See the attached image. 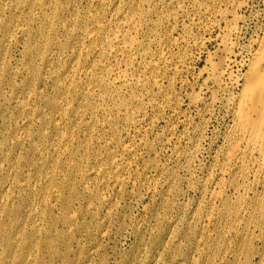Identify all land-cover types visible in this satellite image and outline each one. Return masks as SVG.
Listing matches in <instances>:
<instances>
[{
    "label": "rangeland",
    "instance_id": "rangeland-1",
    "mask_svg": "<svg viewBox=\"0 0 264 264\" xmlns=\"http://www.w3.org/2000/svg\"><path fill=\"white\" fill-rule=\"evenodd\" d=\"M33 1L44 2L0 0V264H264V225L253 228L252 224L248 234L237 228L242 215L221 218L222 206L212 200L231 131L227 101L231 91L214 92L204 69L210 57L217 61L220 56L218 36L223 23L219 13L234 0H155L158 16L153 19L161 24L158 35L166 40L163 51L170 60L163 89L149 88L150 104L154 101L159 110L147 101L133 108L136 122L149 119L143 132L129 130L121 113L107 117L97 113L99 124L104 118L113 119L114 135L106 124L93 127L84 111V98L76 94H70L66 103L73 111L66 125L55 109L61 78L56 79L57 75L63 76L70 67L78 72L84 67L83 54L78 60L74 55L83 40L72 34L71 21L79 17L82 31L91 30V17L108 8L112 0L88 4L86 0H58V7L66 12L54 17L48 34L60 46L35 52L31 74L26 50L38 49L40 21L51 15L53 6L47 3L44 12L31 11ZM237 1L242 3L238 13L243 17L239 40L247 44L263 0ZM32 15L38 19L33 21ZM8 25L13 27L11 37L4 32ZM26 25H31V35L20 30ZM150 48L153 53L160 50L156 44ZM76 82H81L78 76ZM67 137L69 153L53 151ZM131 140L133 151L128 155L122 146ZM48 176H53L51 182ZM227 196L238 207L235 192L228 190ZM12 207L19 210L15 217L7 212ZM244 242L250 243L249 254Z\"/></svg>",
    "mask_w": 264,
    "mask_h": 264
},
{
    "label": "bare ground",
    "instance_id": "bare-ground-1",
    "mask_svg": "<svg viewBox=\"0 0 264 264\" xmlns=\"http://www.w3.org/2000/svg\"><path fill=\"white\" fill-rule=\"evenodd\" d=\"M90 2L91 0H86L87 4ZM154 2L155 0H112L108 8L101 10L98 14L91 17L89 22L90 24H92L93 27L89 31H82V29L80 28L81 27L80 23H82V20L79 17L71 21V25L73 26L72 34L76 36L77 38H82L83 40L82 42L83 45L76 49V51L74 52V55L76 56L78 60V57H80V54H83L84 67L82 66L83 69L81 71L79 70L80 72H78V70L75 67H70L68 70H66L63 76L57 75L56 77V79H59L61 77L56 86L57 94L59 96H58V100L55 101L56 102L55 109L57 111L58 116L63 120L62 125H66L68 123L67 116H68V113L72 111L71 108L69 107L66 108V103L69 99V95L72 93L73 95L76 94L77 96L84 98L85 100V110L84 111L86 114L91 116V123L94 125L93 127L95 129H99V127H105L107 125V127L110 128V130L113 132V135H114V127H113L114 124L112 123L113 119L111 120L108 118H104L105 122L99 124L98 120L96 119L98 115L97 113H101V115H103L104 117H107L109 114H113V113L123 114L125 125L129 130L136 129L138 131H141L142 128L148 123L149 119H147V117H143V119H141L139 122H136L134 116H132V110L137 105L141 106V104H143L145 101H147L148 104L152 102L153 97H151V93H150L151 90H149V88H155V89L157 88L158 90L163 89V86H164L163 85V78H164L163 74H165L164 70L165 69L167 70V67L170 61L168 57L169 55L167 54V52L163 51V47L165 46L166 40H162V38H160L158 35L159 34L158 32L161 30V24H159L156 20L153 19L154 17L158 16L156 4L153 5ZM262 2H263V9L260 12H257L256 14L257 23L255 25L256 29L254 31V35L249 39L247 44H243V42L241 43L239 40L240 33H241V26L239 23L243 17L239 15L238 12L242 8V3H240V1L234 0L233 2H230L229 5H227L225 10L221 12L219 10L217 11V12H220L219 17H220L221 22L223 23V26H221L222 28L221 34L219 33V36H218L219 37V46H218L219 48L218 49L220 51V56L217 61H213L212 57H210L211 59H209V61L210 60L212 61H210L209 64L206 65L207 67L204 69L206 71V79L209 81L208 83L211 84L212 86L211 89L213 91L223 90V89H227L231 91L227 99L228 115L231 121V131H230V135L227 138V142L225 146L226 152H225L223 162L221 165V172H220V175L215 180L216 189L214 187V192L212 194V200L214 202L216 201L220 202L222 208L218 210V216H220L221 218H229V219L238 218L239 219L242 215V218L237 228H240L246 231L247 233H248L247 229L251 228L250 226L252 224H253V228L264 225V0ZM47 3H49L50 6H52L53 4V6H52L51 15L48 14L47 17L43 18L40 21L39 30H37V33H36V37L39 39L37 40L38 49H35L34 47H28L26 50L27 56L30 59L27 71L30 72L31 74H34L35 72V63L33 61V56L35 52H38L39 54L38 50L42 51L48 46H57V47L60 46L58 42L50 41L49 34H48V31L50 32L53 26L55 25L54 17L56 18L60 14H63L66 12L65 9H60L58 7L57 5L58 0H44L43 3H38L36 1H33L29 4V8L31 9V11L35 9H38L41 11L42 8L45 7ZM42 11L44 12V9ZM30 18L33 21H36L38 19V18H35L34 15H32ZM259 18H262L263 20L259 21ZM185 27L187 28V26ZM242 27L244 26L242 25ZM12 28L10 29L9 25L5 27L4 32L6 35H8V37H11V34H13L11 33ZM30 28H31V25H26L25 28H20V30H22V32H24L26 35H31ZM206 29H207V26H206ZM184 32H185V29H184ZM6 41H7V38H6ZM86 42L88 43V48L85 51L84 44ZM177 43L178 42H176V44ZM153 44H156V46L160 48L158 52L155 51V53H153L151 51L150 47ZM5 45H8V44H5ZM191 55L193 56L192 53ZM209 55H211V53ZM41 57L44 58V56L42 55ZM76 58L73 61L74 63H77ZM214 58L216 57L214 56ZM74 63H73V66H74ZM76 76H78L81 79V82L79 83L76 82ZM82 85H85L87 88L85 90L82 89ZM200 95H197V97ZM213 96H214L213 98L216 99V95H213ZM214 99L213 101H218ZM196 101H199V100L196 99ZM201 102L203 103V101ZM98 103L100 104L98 105ZM153 103L152 105L150 104L151 107H153V109H158L159 107L157 103L156 104L155 103L153 104ZM97 107H100L99 111H97L98 110ZM60 125L61 124L56 123V128L59 129ZM62 141H63L62 144L52 147L53 151H66L67 153H69V149H68V146L70 144L69 137L63 138ZM180 142H181V139H180ZM122 151H124L128 155H132V151H133L132 150V140L129 145L122 146ZM67 153H64V154H67ZM116 161H120V160H116ZM125 167L126 168H124V170L127 169V166ZM41 169L42 168L38 167L39 175L41 174ZM226 176L228 178L225 180ZM52 180H53V176L47 177L48 182H51ZM119 182L122 184V180H120ZM205 182L207 181L205 180ZM228 190H233L235 192L236 194L235 200H237L238 207L232 206V203L230 202L227 196ZM7 212H9V214L12 217H15L17 216L19 210L12 207ZM15 223L14 225H17V223L16 224ZM242 235H244V233H241L239 236L240 242H241V239L243 240L244 238V236ZM249 244L250 243L244 242V251L246 249V252H247L246 254H249V251H247L249 250V247H248ZM194 257L196 256L194 255Z\"/></svg>",
    "mask_w": 264,
    "mask_h": 264
}]
</instances>
